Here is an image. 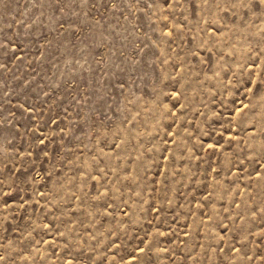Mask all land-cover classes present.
<instances>
[{
    "label": "rangeland",
    "instance_id": "rangeland-1",
    "mask_svg": "<svg viewBox=\"0 0 264 264\" xmlns=\"http://www.w3.org/2000/svg\"><path fill=\"white\" fill-rule=\"evenodd\" d=\"M0 264H264V0H0Z\"/></svg>",
    "mask_w": 264,
    "mask_h": 264
}]
</instances>
